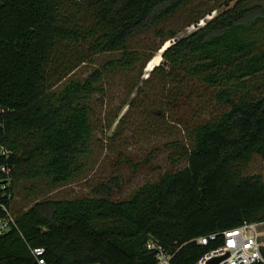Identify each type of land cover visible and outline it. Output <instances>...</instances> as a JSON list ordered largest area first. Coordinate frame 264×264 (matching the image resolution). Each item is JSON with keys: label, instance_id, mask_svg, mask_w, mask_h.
Instances as JSON below:
<instances>
[{"label": "trees", "instance_id": "obj_1", "mask_svg": "<svg viewBox=\"0 0 264 264\" xmlns=\"http://www.w3.org/2000/svg\"><path fill=\"white\" fill-rule=\"evenodd\" d=\"M214 1L225 7L199 25L215 8L204 10L205 0H0V146L10 150L0 154V189L17 224L0 236V264H38L34 247L45 248L46 264H157L150 238L174 264H193L219 242L192 239L264 219V179L243 170L264 160V0ZM148 32L160 42L147 60L173 39L151 76L164 83L156 114L184 131L165 144L169 160L187 165L123 200L114 175L92 195L16 205L22 182L34 191L41 180L74 179L104 71L140 62L145 52L131 42ZM104 53L120 55L73 76ZM158 151L142 164L120 154L116 169L148 166Z\"/></svg>", "mask_w": 264, "mask_h": 264}, {"label": "rangeland", "instance_id": "obj_2", "mask_svg": "<svg viewBox=\"0 0 264 264\" xmlns=\"http://www.w3.org/2000/svg\"><path fill=\"white\" fill-rule=\"evenodd\" d=\"M205 1L207 3L204 10L211 5L215 8L198 21L199 25L225 7L221 5L222 2ZM196 26V23H192L184 27L179 30V36L189 33ZM172 40L168 39L149 60L147 55L152 52L151 46L159 43L160 39L148 32L132 40L133 46L139 45L144 50L143 59L130 69L104 71L105 90L95 93L92 100L93 136L88 140L86 150L75 160L77 172L74 179L54 186L41 180L33 185L34 191H30V182H22L16 196V205L28 208L43 199L92 195L94 186L114 175L122 177V187L114 198L123 200L144 183L157 182L170 169H182L187 165V161H184L175 167L169 160L170 150L165 144L175 138H183L184 131L181 125L156 114V100L164 83L160 85L157 75V81L151 76L153 69L162 62L165 45H171ZM119 55L120 53L99 54L80 65L73 76L85 78L95 66H101ZM156 57H160L158 64H155ZM155 147L159 151L150 165L137 170H132L128 165L120 170L116 169L115 163L120 154L126 155L136 164H142ZM243 170L245 173L258 174L264 179V160L251 161L243 166Z\"/></svg>", "mask_w": 264, "mask_h": 264}, {"label": "built area", "instance_id": "obj_3", "mask_svg": "<svg viewBox=\"0 0 264 264\" xmlns=\"http://www.w3.org/2000/svg\"><path fill=\"white\" fill-rule=\"evenodd\" d=\"M0 154L8 156L10 150L0 146ZM7 174L9 167H1ZM3 184L0 189V236L5 235L16 224V216L11 204L6 201L11 199V194L5 190ZM6 199V200H4ZM203 246L217 244L212 249L205 252L193 264H210V261L217 257H222L217 264H253L258 261L264 262V219L256 221H246L236 227L211 232L192 239ZM146 248L155 251L157 264H174V252L167 250L158 241L150 238L146 243ZM32 252L38 260V264H46L45 248L34 247ZM100 264V263H95Z\"/></svg>", "mask_w": 264, "mask_h": 264}, {"label": "water", "instance_id": "obj_4", "mask_svg": "<svg viewBox=\"0 0 264 264\" xmlns=\"http://www.w3.org/2000/svg\"><path fill=\"white\" fill-rule=\"evenodd\" d=\"M222 258H223V256H222V257L214 258V259H212V260L210 261V264H217V263L219 262V260H221Z\"/></svg>", "mask_w": 264, "mask_h": 264}, {"label": "bare ground", "instance_id": "obj_5", "mask_svg": "<svg viewBox=\"0 0 264 264\" xmlns=\"http://www.w3.org/2000/svg\"><path fill=\"white\" fill-rule=\"evenodd\" d=\"M169 46V44L168 45H166L164 48H167ZM158 58H160V57H156V59H155V64H158V61H159V59ZM152 67V66H151ZM152 70V69H151Z\"/></svg>", "mask_w": 264, "mask_h": 264}]
</instances>
